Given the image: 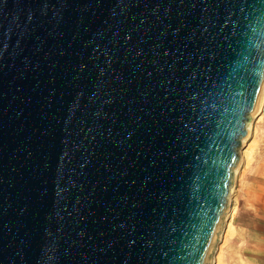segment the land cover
Returning <instances> with one entry per match:
<instances>
[{
    "label": "water",
    "instance_id": "1",
    "mask_svg": "<svg viewBox=\"0 0 264 264\" xmlns=\"http://www.w3.org/2000/svg\"><path fill=\"white\" fill-rule=\"evenodd\" d=\"M264 94V0H0V264H210Z\"/></svg>",
    "mask_w": 264,
    "mask_h": 264
},
{
    "label": "crops",
    "instance_id": "2",
    "mask_svg": "<svg viewBox=\"0 0 264 264\" xmlns=\"http://www.w3.org/2000/svg\"><path fill=\"white\" fill-rule=\"evenodd\" d=\"M238 181L230 216L244 247V264H264V172L252 170Z\"/></svg>",
    "mask_w": 264,
    "mask_h": 264
},
{
    "label": "rangeland",
    "instance_id": "3",
    "mask_svg": "<svg viewBox=\"0 0 264 264\" xmlns=\"http://www.w3.org/2000/svg\"><path fill=\"white\" fill-rule=\"evenodd\" d=\"M263 113L260 117L252 118L248 122L250 135L244 140V148L241 152V166L235 170L233 178L234 184L231 190V202L236 193L238 180L252 170L264 172V103ZM231 208V206H230ZM227 219L224 224L220 242L217 245V251L213 256L212 264H244L246 255L243 245L237 241V230L234 227V220L230 216V209L227 213Z\"/></svg>",
    "mask_w": 264,
    "mask_h": 264
},
{
    "label": "bare ground",
    "instance_id": "4",
    "mask_svg": "<svg viewBox=\"0 0 264 264\" xmlns=\"http://www.w3.org/2000/svg\"><path fill=\"white\" fill-rule=\"evenodd\" d=\"M263 103H264V94H263V100H262V102H261V104L259 106V109H258V111L256 113H254L255 115L252 118L260 117L263 114V113H261L262 112ZM212 262H213V259L211 260L210 264H212Z\"/></svg>",
    "mask_w": 264,
    "mask_h": 264
}]
</instances>
